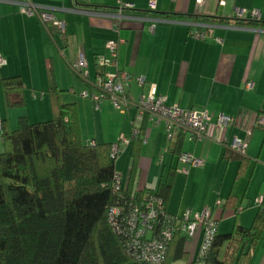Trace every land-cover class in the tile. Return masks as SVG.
<instances>
[{
	"label": "crops",
	"instance_id": "obj_1",
	"mask_svg": "<svg viewBox=\"0 0 264 264\" xmlns=\"http://www.w3.org/2000/svg\"><path fill=\"white\" fill-rule=\"evenodd\" d=\"M18 1L21 0H0V56L7 61L0 68V75L23 79L26 106L5 109L0 89V120H7L11 130L18 128L21 116H27L29 121L34 117L36 123L48 120L52 116L50 80L63 92L67 85L70 90L74 88L76 76L83 83L81 91L95 92L74 72L72 65L83 52L90 78H97L99 62L106 55V43L121 40L119 70L147 80L144 87L135 80L129 84L130 99L139 101L148 93L150 84H154L158 95L167 97L169 104H179L185 110H207L213 117L208 138L193 141L180 136L170 142L163 124L141 120L134 109L116 113L107 110L106 105H112L105 101L97 110L92 100H82L73 91L65 96L60 93L62 103H75L78 107L84 142L115 144L121 136L130 137L137 125L142 128L138 159L134 162L132 156L133 139L116 161L124 188L157 191L170 172L176 171L166 206L172 216L182 218L190 212L194 217L211 209L219 228L227 218H233V228L252 225L259 207L243 216L250 205H244L246 194L241 195L238 185L243 179L249 182L253 179L258 169L254 162L264 163V129L255 127L258 116L264 115V27L237 25L236 10L249 13L259 9L264 19V0H226V5H221V0H28L51 8L65 24L64 35L55 31L52 36L39 18L21 11ZM151 1L156 3L155 10L150 9ZM119 2L134 6L126 10L121 21L109 16L118 10ZM201 17L224 18L229 23L204 22L199 20ZM154 24L156 28L152 31ZM192 32H208L209 36L199 40ZM249 82L254 84L251 90L246 88ZM37 90L41 92L40 98ZM107 113L118 125L113 131L100 129L99 122H103ZM219 115L235 118L237 123L220 128L216 125ZM236 137L248 142L245 155L231 150ZM179 140H182L181 153H193L204 161L203 167L189 168L187 173L181 171L183 166L176 153ZM0 148L3 149L1 132ZM218 200L222 201L220 207L216 205ZM203 234L200 228L191 242L186 239L183 260L201 247Z\"/></svg>",
	"mask_w": 264,
	"mask_h": 264
},
{
	"label": "trees",
	"instance_id": "obj_2",
	"mask_svg": "<svg viewBox=\"0 0 264 264\" xmlns=\"http://www.w3.org/2000/svg\"><path fill=\"white\" fill-rule=\"evenodd\" d=\"M199 20L229 23L217 17ZM236 21L237 25L264 27V21ZM0 89L5 109L26 106V87L20 76L0 75ZM48 93L50 120L30 123L27 116H21L16 130L2 121L0 264H145L130 253L126 223L121 224L123 232L116 231L109 222V211L122 208L128 216L152 191L139 190L134 198L132 187L114 192L117 171L116 160L110 156L112 144L84 142L77 105L61 102V91L53 80ZM141 143V138L134 140V162ZM181 144L179 140L176 145L178 155ZM175 175L171 171L155 193L164 200L165 209ZM258 207L249 228L235 226L230 233L217 232L207 257L198 255L192 264H252L264 232V203ZM166 216L177 219L167 209ZM186 239L175 232L162 264L186 258Z\"/></svg>",
	"mask_w": 264,
	"mask_h": 264
},
{
	"label": "built area",
	"instance_id": "obj_3",
	"mask_svg": "<svg viewBox=\"0 0 264 264\" xmlns=\"http://www.w3.org/2000/svg\"><path fill=\"white\" fill-rule=\"evenodd\" d=\"M205 1L199 0V2ZM17 4L27 16L39 18L51 36L55 31L61 35L66 33L65 24L55 17L51 8L33 4L28 0L18 1ZM220 4L226 5V0H221ZM133 7L132 4L119 2L118 10L108 15L121 21L126 17V10ZM150 9H156L154 1H151ZM236 16L239 19L250 16L252 20L264 21L262 12L259 9L252 10L249 13L244 9H237ZM155 28L156 24L153 25L151 30L154 31ZM192 35L199 40H205L209 36L208 32H192ZM121 43V40H110L106 43V55L99 62L100 73L95 79L90 78L85 55L80 52L77 61L72 65V69L95 91H84L81 94L82 97L92 100L97 110L105 101L110 102L114 109L122 114L133 109L136 110L137 116L141 120L147 119L153 125L163 124L170 142H175L180 136H188L193 141L207 139L209 128L213 122V117L207 110H185L179 104H169L167 97L158 95L154 84H150L148 93L141 96L139 101L135 102L130 99L127 92L129 84L135 80L139 86L144 87L147 80L144 77H133L129 73L119 70L118 49ZM6 64L7 61L0 56V68ZM246 88L251 90L254 88V84L249 82ZM236 123L235 118L225 115H219L216 121V125L220 128L231 127ZM255 127L264 129V115L258 116ZM1 130L2 120H0V132ZM141 137L142 128L134 125L130 137L121 136L117 143L111 145V158L117 161L131 141ZM230 148L241 155H245L248 150V142L236 137ZM178 161L183 166L181 171L184 173H187L189 168L204 166V161L193 153H181L178 156ZM123 188L122 178L117 173L113 190L114 192H120ZM138 191L137 189L133 190L132 198L136 197ZM155 193L156 191L147 193L141 206L131 210L128 216L122 208L114 207L109 211V222L116 231L123 232L124 229L121 224L122 222L126 223V237L130 240V253L145 264H162L167 255L169 242L173 239L176 231L181 232L187 239H193L201 228L204 234L199 257L201 259L207 257L219 228L212 210L205 209L194 217L191 216L190 212H187L182 218L168 219L164 200ZM256 203L257 206H262L264 196L257 199ZM216 205L220 207L222 201L218 200ZM194 264L204 263L200 261Z\"/></svg>",
	"mask_w": 264,
	"mask_h": 264
},
{
	"label": "rangeland",
	"instance_id": "obj_4",
	"mask_svg": "<svg viewBox=\"0 0 264 264\" xmlns=\"http://www.w3.org/2000/svg\"><path fill=\"white\" fill-rule=\"evenodd\" d=\"M73 78H74V81L76 82V85L74 86V88L73 89L71 88V90H70L69 88L71 86L67 85L65 88H63L64 90L61 93L63 96H65L66 94H70V92L73 91V92H75L74 96L77 94V95H79V98H81L83 100L84 98L81 95L83 92V91H81V87H83L82 86L83 83H82L81 79L77 78L76 76ZM35 93L40 98V96H41L40 90H37ZM84 100H86V99H84ZM104 107L105 106H103L102 110L105 109ZM106 108H107V110L109 109V111L112 110V111L118 113L117 111H115L113 109L114 107L110 106L109 104L106 105ZM107 114L108 115H107V117L104 118L103 122H99L100 129L105 130V128H106V129H109L110 131H113V130H115V127L116 128L118 127V125L116 124L114 119L110 116V113H107ZM51 118H52V116L48 120H50ZM34 119L35 118L33 117L32 120L30 121V123H36V122H34L35 121ZM48 120H41V121H48ZM86 121H85V125H86ZM2 151H3V149L0 148V153ZM254 161H256V160H254ZM255 164L258 165V169H257L253 179L250 180V182L247 179H243V180H241V183L238 185V191H241V195L246 194V198L244 199V205L245 206H247L248 204L250 205L245 210V212L243 213L244 217H246L247 215L249 216V214L251 212L250 210H256V208H258L256 201H257V199H259L262 196L263 192L262 193L260 192L261 188L263 187L262 189H264V163H262L261 161L259 163L254 162L253 166ZM127 169H128V166H127ZM127 172H128V170H127ZM127 172L125 174V177H127ZM200 191L205 192L204 188H202V189L200 188ZM250 219L251 218L249 217L248 222H246V220H245V222L248 224L251 223ZM233 225H234L233 218L224 219L221 222V225H220V228L218 229V232L220 234L230 233L233 230ZM200 241H201V238H200ZM190 242H191V239H190ZM199 246H200V244H199ZM199 251H200V248L197 247L195 249V251L193 253H191L186 260H181V261H178L174 264H192L197 259L198 255H199ZM224 253H225V248L221 252V257H223ZM252 261H253V264H263V261H264V232H263L262 237L260 238L259 242L257 243L255 250H254Z\"/></svg>",
	"mask_w": 264,
	"mask_h": 264
}]
</instances>
